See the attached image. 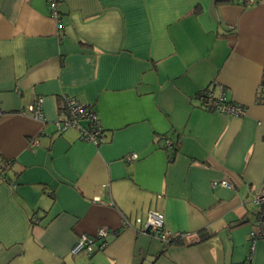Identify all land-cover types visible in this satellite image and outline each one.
Segmentation results:
<instances>
[{"label":"crops","instance_id":"1","mask_svg":"<svg viewBox=\"0 0 264 264\" xmlns=\"http://www.w3.org/2000/svg\"><path fill=\"white\" fill-rule=\"evenodd\" d=\"M58 11L0 0V165L12 162L0 264H244L250 252L264 264V239L251 251L250 238L264 190V0H60ZM207 88L245 115L203 108ZM40 98L41 121L29 112ZM66 98L96 111L103 142L58 131ZM222 180L232 187H213ZM151 211L182 244L140 232ZM103 228L116 233L106 248L72 254Z\"/></svg>","mask_w":264,"mask_h":264},{"label":"built area","instance_id":"2","mask_svg":"<svg viewBox=\"0 0 264 264\" xmlns=\"http://www.w3.org/2000/svg\"><path fill=\"white\" fill-rule=\"evenodd\" d=\"M51 16L53 18H59L58 6L60 0H48ZM202 98V106L206 109H211L217 112L231 114L235 116H243L246 113V109L240 105L227 102L225 95L222 94L219 97H215L212 91L207 92ZM66 118L57 124L59 132H64L69 128H76L81 133V139L94 143L96 145L104 141V131L101 127L98 115L91 106L82 103L76 98L65 99ZM29 112L33 114L35 120H44L43 113V100L37 99L30 107ZM1 114V112H0ZM171 143L166 140L162 145L163 149H168ZM138 156L132 154L127 156V160H136ZM3 169L0 166V180L7 181L3 177ZM2 175V177H1ZM231 188L232 184L228 181H215L213 187ZM254 202L260 207L257 218V226L250 233L252 241L251 251L254 249L255 243L264 239V190L255 198ZM139 225L144 224V228L140 231L144 234H148L164 244H168L174 236L167 229L165 216L161 212L151 211L148 213L145 222L142 219L136 220ZM130 224V223H129ZM125 222V226L129 225ZM115 232H111L108 229H99L94 236L83 235L72 250V254L77 255L83 251L91 255L96 249L102 250L106 248L108 239Z\"/></svg>","mask_w":264,"mask_h":264},{"label":"trees","instance_id":"3","mask_svg":"<svg viewBox=\"0 0 264 264\" xmlns=\"http://www.w3.org/2000/svg\"><path fill=\"white\" fill-rule=\"evenodd\" d=\"M209 91H212V90L210 88L205 89L204 91L201 92L200 96H203L204 94H206ZM207 110L214 111V110H211V109H207ZM11 164H12L11 161H7V162H4V163H2L0 165V166H2V169H3V174L2 175H3V177H5L7 179L6 182H8V183H10V180L8 179L7 172L10 169ZM2 175H1V177H2ZM36 223H37V221H36ZM210 237H211L210 235H202V239L203 240L209 239ZM182 240H183V236L173 238L168 244H166V246H169V245H172V244H182ZM251 259H252V255H251V252H250L249 253V257L247 258L246 262H244V264H251Z\"/></svg>","mask_w":264,"mask_h":264}]
</instances>
